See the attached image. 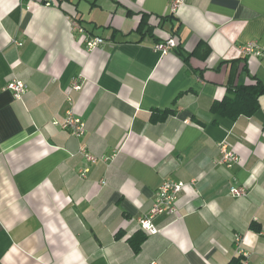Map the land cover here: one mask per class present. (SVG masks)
I'll list each match as a JSON object with an SVG mask.
<instances>
[{"label":"crops","instance_id":"crops-1","mask_svg":"<svg viewBox=\"0 0 264 264\" xmlns=\"http://www.w3.org/2000/svg\"><path fill=\"white\" fill-rule=\"evenodd\" d=\"M182 1L0 0V264H229L240 251L264 264V96L250 117L212 111L264 85V0ZM73 17L103 44L88 51ZM250 42L261 56L241 54ZM69 110L84 137L62 129ZM166 179L186 188L147 234L138 220Z\"/></svg>","mask_w":264,"mask_h":264},{"label":"built area","instance_id":"built-area-1","mask_svg":"<svg viewBox=\"0 0 264 264\" xmlns=\"http://www.w3.org/2000/svg\"><path fill=\"white\" fill-rule=\"evenodd\" d=\"M182 2V0H169L170 10L172 12H176L182 5ZM45 5L54 6L55 2L54 0H45ZM70 22L73 31L83 35V39L85 41L88 51H94L100 45L103 44L104 40L102 38L93 37L92 35H89L86 32L85 28L83 27L82 23L78 20V18H70ZM177 46V41L174 38H168L164 41L159 42L155 46V50L161 53V55H167L171 53V51H173L175 48H177ZM241 54H243L244 56H261L262 51L258 48L255 42H250L241 48ZM83 87V82H80L79 80H74L69 89V92L81 91ZM7 89L12 91L14 97L19 100L26 92L25 84L17 80H12L7 85ZM62 129L68 131L74 137L82 138L86 134V123L84 119L74 113L73 110H69L65 116L64 122L62 123ZM81 152L91 164H96L99 160L108 159L106 157L98 159L97 157L86 153L84 147L81 148ZM238 162V156L235 153L228 151L226 146H223L222 156L219 160V164L225 165L230 168ZM192 184H195V181H193ZM185 188L186 183L182 181H177L174 179L164 180L155 193V199L152 209L147 215L141 217L138 220L141 231L147 234H156L158 230L156 228V225L154 224L155 219L161 215H174L178 211L177 204ZM230 194L233 197H244L247 195V190L242 187H231ZM236 241L237 244H240V237H237ZM239 256L243 257V264H249L247 254L242 253V251H240Z\"/></svg>","mask_w":264,"mask_h":264},{"label":"trees","instance_id":"trees-1","mask_svg":"<svg viewBox=\"0 0 264 264\" xmlns=\"http://www.w3.org/2000/svg\"><path fill=\"white\" fill-rule=\"evenodd\" d=\"M232 97H225L222 101L216 102L212 106V111L222 117L237 120L241 116H253L260 109V99L264 96V85L261 81H257L255 85L245 86L238 85L233 89ZM165 115H161L154 120L164 119ZM139 235L130 239V243L135 250L139 252L146 237ZM243 257L236 256L229 264H243Z\"/></svg>","mask_w":264,"mask_h":264}]
</instances>
